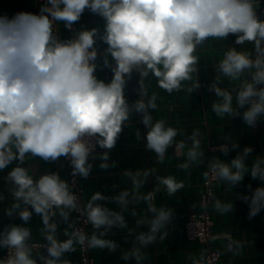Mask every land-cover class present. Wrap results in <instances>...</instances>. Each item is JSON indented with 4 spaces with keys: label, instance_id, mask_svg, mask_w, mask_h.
<instances>
[{
    "label": "clouds",
    "instance_id": "obj_1",
    "mask_svg": "<svg viewBox=\"0 0 264 264\" xmlns=\"http://www.w3.org/2000/svg\"><path fill=\"white\" fill-rule=\"evenodd\" d=\"M258 8L259 0H43L38 13H0V172L14 165L4 178L13 201L4 214L23 222L8 223L0 230L4 253L0 264H73L67 256L78 246L84 251L115 252L120 245L108 238L113 229L133 237L131 248L121 251V259L146 264L147 248L166 239L175 216L173 208L157 207L156 195L163 191L174 197L185 187L184 181L171 174L157 175L154 167L129 169L123 176L130 187L111 196L95 191L81 203L74 180L62 179L57 172L37 175L24 166L26 159L53 163L64 158L70 162L71 175L82 179L89 177L93 160L101 161V170L115 168L110 152L136 114L146 128L143 135L137 130L136 137L146 141L145 150L155 154L158 164L164 163L171 148L185 157L180 169L204 165L201 131L185 135L164 119H155L158 94L149 93L146 81L154 78L169 95L191 94L201 87L196 53L210 39L235 37V46L223 51L214 66L215 78L207 86L216 98L211 110L218 118H239L255 128L264 119V19ZM86 11L103 20L102 30L73 32ZM61 23L73 33L69 38H61L56 30ZM99 44L106 45L102 53ZM246 44L252 48L236 47ZM101 67L111 70L110 81L97 77ZM134 72L139 87L137 99L130 103L126 88ZM178 136L184 139L177 140ZM224 139L218 150L227 156L239 145ZM97 147L103 151L96 152ZM252 152L245 146L230 162L213 156L203 173L206 185L224 184L229 190L249 174L260 181L255 190L247 185L251 195L239 197L249 206V219L264 210V155L256 156L249 167L246 160ZM150 178L155 181L152 189L141 191ZM5 199L0 193V201ZM141 202L146 206L144 215L137 211ZM212 206L221 216L234 210L232 202L217 198ZM126 212L135 218V227H129ZM34 216L40 218L43 243L35 242L32 228L24 226ZM81 218L91 226L90 233L78 225ZM142 227L147 230L137 231ZM218 239L210 236L208 242ZM223 239L227 252L242 254V241L229 234ZM218 255L201 249L198 255L187 254L186 260L214 264Z\"/></svg>",
    "mask_w": 264,
    "mask_h": 264
},
{
    "label": "crops",
    "instance_id": "obj_2",
    "mask_svg": "<svg viewBox=\"0 0 264 264\" xmlns=\"http://www.w3.org/2000/svg\"><path fill=\"white\" fill-rule=\"evenodd\" d=\"M40 6H42V3L36 0H0V13H7L10 16L19 11L38 13ZM258 15L261 19H264V0H259ZM103 23L99 16L86 11L81 20L73 26V32L82 28L91 29L92 27H99L102 30ZM58 30L62 38H69L73 35V33L64 29L62 23L59 24ZM234 40L235 37L232 36L222 41L210 39L207 45L196 53L200 59L198 79L201 87L191 94L182 91L169 95L163 89L157 87L154 78L149 77L146 81L149 93L155 92L158 94V110L153 112L155 119H164L168 126L182 129L185 135H191L195 129L201 131L203 135L202 146L205 151L204 165L190 170L180 169L178 165L184 162L185 157L175 154L171 148L168 150L164 163L158 164L155 154L145 150L146 141L137 139L136 131L139 130L143 135L146 132V128L140 122V117L133 114L129 125L123 129L117 145L110 152V159L117 166L101 170L99 168L101 161L96 159L92 161L94 167L89 177L86 179L79 177L80 184L84 189L83 201H87L95 191L111 196L117 194L125 187H130V182L123 176V173L129 169L154 167L157 169V175L167 176L171 174L178 180L185 182V187L174 197H167L163 191L156 195L154 203L157 207L166 206L173 208L175 216L169 226V235L166 239L157 241L147 248L146 264H189L186 260L187 254L198 255L201 249L208 250L209 247L220 251L221 258L217 264H264V210L254 218L249 219V206L239 198L241 194L251 195L247 185L251 184L252 190L261 186V182L251 179L250 174L245 176L239 186L233 187L231 190L224 184L214 185L215 194L213 198L230 201L234 205V210L223 216L214 210L212 206L213 198L207 206L213 221V236L221 237V239L211 243H204L198 240H189L184 235V223L189 215L203 210L200 199L204 190L203 173L206 171L207 159L218 156L225 162H230L245 146H250L253 148V152L246 160V164L250 167L256 156L264 155V119H261L255 128H250L239 118H226L223 120L218 118L211 110V104L216 98L214 94L207 90V86L215 78V64L222 59L223 51L227 47L235 46ZM105 47L106 45L99 44L101 53ZM236 47L238 49L241 47L251 49L252 45L246 44ZM98 64L102 66V59L98 61ZM96 75L99 79L108 82L112 77V72L109 68L101 67L97 70ZM193 75L195 79V74ZM138 79V74L134 72L132 79L128 82L126 96L130 103L137 99ZM224 85H228L227 80L224 81ZM225 137L230 138V140L237 142L239 145L236 150L230 152L227 156H224L218 150L219 145L226 142ZM180 139H184V137L178 136L177 140ZM188 143L190 144L191 141H188ZM101 151L103 150L97 147L96 152ZM186 151L187 149H184L185 153ZM25 163L24 166L35 171L37 175L46 172H57L62 179L69 181V168L64 158L57 162L45 163L38 158L28 157ZM10 168L0 172V193L6 197L4 201H0V230L8 223H23L18 217L9 220L4 214V209L13 202L8 191L10 185L4 179ZM154 184V178H150L148 184L141 191L147 192L151 190ZM107 206L117 209L115 204H108ZM145 208L146 206L143 202L138 205L137 211L139 215L145 214ZM148 215L150 216L151 214L148 213ZM125 217L129 227H135V218L131 217L127 212ZM72 218H75L74 213ZM24 226L32 228L35 242H43L39 235V228L42 226L39 217L34 216L30 223ZM63 227L64 225H61L60 231H63ZM91 230V226H89V232ZM145 230L147 229L143 227L137 229V231ZM225 234H229L233 239L243 242L242 254L236 255L227 252V240L223 239ZM60 238L64 239L65 237L61 235ZM108 238L116 240L120 248L111 253L106 249L91 250L95 264H135L134 260L124 261L121 259V251L131 248L133 237H127L126 231L113 229L112 233H109ZM2 253L0 252V256ZM67 258L73 264H77L79 262L78 249L76 252L69 254Z\"/></svg>",
    "mask_w": 264,
    "mask_h": 264
},
{
    "label": "built area",
    "instance_id": "obj_3",
    "mask_svg": "<svg viewBox=\"0 0 264 264\" xmlns=\"http://www.w3.org/2000/svg\"><path fill=\"white\" fill-rule=\"evenodd\" d=\"M36 1L43 3V0H36ZM58 26H59V24L56 26V30L59 32ZM59 35H60V33H59ZM65 161H66L68 168H69V181L70 182L73 180L75 181L74 191L76 192V195L78 196V198H80V197L82 198L81 203H83L84 189L80 184L79 176L73 177L71 175L72 169L70 166V162L68 160H65ZM214 185H215V183H213L210 186L206 185L205 180L203 181L204 190H203V193H202L201 199H200V204L202 205L203 210L200 212L191 213L184 223V235L189 240H198V241H201L204 243H208V237L213 236V221H212V217H211V214H210L207 206L215 194ZM74 214L76 217L77 213H74ZM78 225L80 227H84L85 231L89 232V226L90 225L85 226L83 224V218H81V220L78 221ZM193 232L198 234L197 237H193L190 235V233H193ZM38 243H43V242H38ZM77 249L79 252V262L77 264H95L91 250L84 251L83 249L79 248V246L77 247ZM207 252L210 255L220 253V251H218L216 249H212L210 247L208 248ZM2 255H4V253H2ZM220 258H221V254L215 258L214 264H217L218 261L220 260Z\"/></svg>",
    "mask_w": 264,
    "mask_h": 264
}]
</instances>
